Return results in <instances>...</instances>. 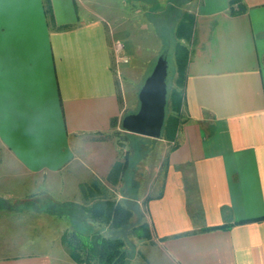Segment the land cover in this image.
<instances>
[{
  "label": "crops",
  "instance_id": "obj_1",
  "mask_svg": "<svg viewBox=\"0 0 264 264\" xmlns=\"http://www.w3.org/2000/svg\"><path fill=\"white\" fill-rule=\"evenodd\" d=\"M111 1L0 0L3 183L53 185L51 178L62 192L72 184L65 197L76 194L81 202L100 199L97 180L110 177L130 198L127 173L135 162L117 170L123 160L111 133L123 130L111 120L137 110L147 74L145 66L118 64L113 43L123 39L129 58L143 55L137 24L149 25L162 5L156 1L150 11L140 0L137 20L130 10L137 0L126 2L124 14ZM176 7L174 36L178 16H194L192 38L182 41L184 121L163 167L152 166L151 181L138 180L143 219L132 230L145 225L143 238L135 235L151 243L155 264H264V0H180ZM78 171L94 178L86 192L77 186ZM16 197L0 191V203H8L0 211H10ZM40 213L57 223L66 216ZM216 226L226 228L210 229ZM68 257L49 248L1 255L0 264H60Z\"/></svg>",
  "mask_w": 264,
  "mask_h": 264
},
{
  "label": "rangeland",
  "instance_id": "obj_2",
  "mask_svg": "<svg viewBox=\"0 0 264 264\" xmlns=\"http://www.w3.org/2000/svg\"><path fill=\"white\" fill-rule=\"evenodd\" d=\"M112 1H115L116 10H120V12L124 14V10L126 12V2H129L130 0ZM139 1L140 0H137L134 3V7L130 9L132 10V14H136L135 16L137 20L141 18V3ZM145 1L144 2L147 4L146 8L150 11L154 10V7L151 6L152 3H156L157 1L158 4L162 5L160 10L161 13L158 14L157 10L152 11L149 16V25L146 26L142 19L139 20L140 24L143 23L142 26L144 30L141 31L140 24H137L138 29L136 30V34L144 35V37H139V39H135V41L139 42V44L137 43L139 47L140 41L144 43L145 47L142 50L144 54L137 53L131 58L127 56L128 62H131L135 68L145 66L143 74L145 73L146 75L151 71L157 57L165 52L168 62L167 84L169 92L177 90L182 93V89L177 87L176 84L177 70L173 54L174 46L177 41L173 33V27L176 10L179 13L176 4H178L180 0H164V3H160L159 1L161 0ZM112 5L113 4H111V6ZM144 8L145 7L142 9L144 10ZM101 11H105V9L101 8ZM178 17L179 21L182 15ZM122 23L123 20L120 25L125 28L126 25ZM119 41L124 44L123 39H119ZM182 41L183 40L178 39V42L181 44H183ZM128 62L124 64H127ZM134 72H136V70H134ZM133 100H136V98L133 97ZM182 105L183 100L181 107ZM168 113H173L170 108L168 109ZM180 118L183 122L184 118L182 116V111H180ZM122 134L124 133L118 129L111 133L112 137L116 139L119 145L118 160L121 162L124 159L127 150L129 153L128 163L131 165L135 162L133 166L134 168L131 166L132 169L130 167L127 173L128 181L126 185L130 189V198L127 200L123 199L122 190L124 184L119 185V187H113L110 184V177L109 179L103 177L100 179L98 178L99 180L96 178L98 182L95 187L100 185L102 189V193L100 194L101 200L118 202L124 200L123 205H125L132 213V218L128 220L127 226L109 232L105 225L92 223V221L89 220L88 210L95 204V202H97V200L100 199H87L79 202L76 194L69 199L66 198V194L71 195L73 192L74 188L72 184L69 188L65 189L64 193L61 191V187L57 186L55 183L56 180L51 178L50 181L53 182V185H48L46 179L43 182H37L35 185L20 182L3 183V179H1L0 191H12L18 197L14 200H10L11 203L8 205L10 206V211L6 209L0 211V256L12 255L17 252L43 251L44 249L51 248L55 250L59 256H63L64 254L65 258L69 256L68 258L72 259H68V262H61L60 264H89L80 259L66 238H69V235L73 234V231L85 236H90L92 233L98 231L103 236L120 237L124 241V250L126 252V262L124 264H155L152 258L154 256L153 254L157 253L153 252L150 248L151 243H146L145 239L138 240L132 230V228L140 224L143 219V214L140 211V202L137 199L139 198L140 193L142 194L143 192L144 184L138 180H146L148 178L151 181L153 177V174L151 173L152 166L156 167L158 164H161L163 167L162 160L165 157V151H167L170 147L169 144L172 142L167 141L163 137L153 139L135 134L132 135V138L128 137V140L125 139ZM143 166H148V169H146V167L143 168ZM73 175L80 176L77 184V186L79 185L80 191L86 192L91 188L89 186L93 183L94 178L90 177L89 174L86 176L87 174L83 173L81 176V173L78 171ZM158 179L161 181V177ZM61 180L62 178H60L58 182ZM6 201L7 200H5L4 203H0V209L2 206H7L8 203H6ZM83 204H85V206H83ZM25 206L37 209L38 212L34 214L33 211L30 212L27 208L22 209ZM142 210H145L143 203ZM40 211H46L49 213L56 212L57 214L65 213L66 216H60L61 220L57 223L56 221H50V217L46 215L44 216ZM69 218L70 220H68ZM137 233L142 234L143 230H137Z\"/></svg>",
  "mask_w": 264,
  "mask_h": 264
},
{
  "label": "trees",
  "instance_id": "obj_3",
  "mask_svg": "<svg viewBox=\"0 0 264 264\" xmlns=\"http://www.w3.org/2000/svg\"><path fill=\"white\" fill-rule=\"evenodd\" d=\"M47 8V7H46ZM194 28V16L190 13H183L181 19L178 21L175 29V37L177 39L174 46V59L176 63L177 87L182 89V93L177 90L167 92V104L165 110V119L160 138H165L169 142H175L176 134L179 125L182 123L180 118L181 104L183 100V89L186 78V65L188 61V49L185 44L178 42V39L189 42L192 38ZM165 55V52H164ZM168 86V85H167ZM173 113H168V109ZM111 126H120L117 120H111ZM121 128V127H120ZM123 137L132 138V133L123 131ZM129 140V139H128ZM174 147V146H173ZM132 148V146H131ZM133 150V149H132ZM129 153L125 152L123 162L118 163L117 170L123 172L128 167ZM119 173V172H118ZM161 193L158 195L160 196ZM148 200V198L146 199ZM89 220L95 223L106 225L109 231H116L121 229L130 218V212L118 201L111 200H97L95 204L88 210ZM226 228V226H216L210 229ZM146 230L145 225L141 224L135 228V234L142 237L137 230ZM69 238H66L68 243L72 245L77 255L89 264H124L126 262V252L124 250V241L120 237L103 236L98 231L92 233L90 236L80 235L72 232Z\"/></svg>",
  "mask_w": 264,
  "mask_h": 264
},
{
  "label": "water",
  "instance_id": "obj_4",
  "mask_svg": "<svg viewBox=\"0 0 264 264\" xmlns=\"http://www.w3.org/2000/svg\"><path fill=\"white\" fill-rule=\"evenodd\" d=\"M167 78L168 62L166 54L162 53L138 90L137 110L121 118V130L153 139L161 137L167 104Z\"/></svg>",
  "mask_w": 264,
  "mask_h": 264
},
{
  "label": "built area",
  "instance_id": "obj_5",
  "mask_svg": "<svg viewBox=\"0 0 264 264\" xmlns=\"http://www.w3.org/2000/svg\"><path fill=\"white\" fill-rule=\"evenodd\" d=\"M113 52H114L115 60L118 64L128 62L127 55L124 53V44L121 41L119 40L114 41Z\"/></svg>",
  "mask_w": 264,
  "mask_h": 264
}]
</instances>
